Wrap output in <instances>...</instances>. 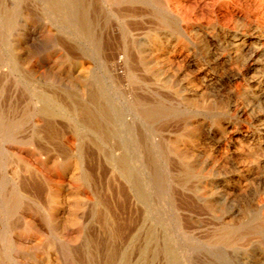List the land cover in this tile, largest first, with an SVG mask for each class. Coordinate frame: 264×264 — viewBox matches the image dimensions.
Returning <instances> with one entry per match:
<instances>
[{
    "label": "bare ground",
    "instance_id": "1",
    "mask_svg": "<svg viewBox=\"0 0 264 264\" xmlns=\"http://www.w3.org/2000/svg\"><path fill=\"white\" fill-rule=\"evenodd\" d=\"M2 11V23L16 36L15 46L20 51L12 58L15 64L13 69H20L26 81L24 84L19 83L24 88L25 95V99L23 98L25 105L22 109H18L15 95L11 98L14 103L9 102V106H6L5 102L0 103V170L4 157L10 155L17 158L18 155L17 152L15 154L7 152L5 144L31 146L41 151L47 150L49 144L52 146L49 154L51 152L56 160L52 170L68 177L74 183L71 187L67 185V189L77 200L75 207L83 202V209L75 210L72 214L71 221H76L75 228L67 223L63 224V221L55 222L52 214L46 212L38 202L39 194L31 195L19 188L18 183L13 184L8 193L0 194V264H14L11 259L14 252L29 254L36 263L35 254L41 253L40 242L43 237H48L51 241L47 253L53 257L52 261L55 264L264 262L261 248H257L261 252L259 255H248L256 246L255 240L258 235L264 233V214L238 223L229 222L230 219L225 222L222 219L224 222L217 229L202 238H195L190 231L192 222L182 219L177 214L179 201L197 202L205 198L202 191L189 193L185 188V182L192 177H199L196 176L199 174L195 173L196 170H193L191 163L183 160L172 144L156 143L153 140L169 126L166 121L172 118L175 112L170 104L167 105L160 99L155 101L139 96L135 92L138 90L136 87L141 85L139 79L144 74L139 79L132 75L130 61L133 59L130 55L134 53L136 63L143 67V70L148 69L146 55L143 56L144 52L139 49L140 46L135 45L133 34H130L128 28L131 22L141 25L144 20H148L152 27L144 32L142 39L144 43L158 44L162 38H167L169 44L186 50L195 46L190 34H195L198 40L205 41L206 44L221 35L224 41L230 42L229 46H233L231 40L237 38L238 45L233 46L231 50L239 62L242 60L247 38L241 33V35L233 33L230 37L226 31V22L237 23L248 12L264 18V0H46L33 5H29L26 0H4ZM40 22H43L44 26L45 23L49 25L48 28L54 32L52 37L46 36L44 32L39 34L35 32L34 27ZM142 27L144 28L143 25ZM116 33L122 49L115 52ZM252 43H249L250 47ZM73 63H77L82 69L79 82L61 75L60 67ZM147 78L145 80H148ZM142 81L144 82V79ZM123 82L132 88L129 94L120 92ZM238 88L239 86H236V89ZM226 105L227 103L222 100L205 101L201 103L199 109L216 116L213 122L220 125L222 118H219L218 113L226 110ZM25 126L28 127V132L27 136L25 135L26 140L22 141L18 135ZM41 128L51 130L52 137L49 140L39 137L40 134H46ZM220 136L222 138V135ZM53 140L55 143H51ZM33 164L36 166L34 174L31 173L32 175L21 181L26 186L39 178L46 186L47 201L52 203L53 198L50 194L52 188L62 185L51 179L44 163L34 160ZM3 182L0 178V187ZM114 195L115 235L114 217L107 205V199L111 201ZM23 204L29 209L28 215L20 212ZM167 208L173 212L172 215L167 213ZM15 218L23 223H20L22 225L20 228L13 224ZM101 236L104 238L103 243H100ZM21 240H24V243H21ZM34 240L38 242L35 243ZM29 249H33L35 254L28 253Z\"/></svg>",
    "mask_w": 264,
    "mask_h": 264
},
{
    "label": "rangeland",
    "instance_id": "2",
    "mask_svg": "<svg viewBox=\"0 0 264 264\" xmlns=\"http://www.w3.org/2000/svg\"><path fill=\"white\" fill-rule=\"evenodd\" d=\"M3 1L4 0H0V86L2 85L0 87V103L5 102L4 104L6 106H9V102H12L11 98H14V95H15V96H17L16 100L18 102L16 104L19 107L18 109L20 110L25 105V101H24L25 95H24V88L19 83L24 84L26 79H25L23 72H21L20 69H17V70L13 69L15 64L13 63L12 58H14L16 56V54H18L20 51L15 46L16 45L15 40L17 39L16 36H14V34L10 30L6 29L2 23L3 22V18H2V13H3L2 3H3ZM41 1H46V0H37V1L36 0H32V1L26 0V2L29 5H33V3L36 4L38 2L41 3ZM262 18L263 17L261 15H258L256 17L253 12H248L245 15V17L242 18L243 20L241 19L237 23L226 22V25H225L226 31L229 33L230 37L233 36V33L234 34L235 33H237V34L241 33V34H245V36L247 38V41H246L247 43H246L245 47L243 48L242 60H240L239 62H237V60L234 58L233 51L231 50L233 48V46L238 45L237 38H234V40H231V42H233V46H229L230 42L224 41L222 39L223 37L220 35V36H217V38L213 39L209 43L210 44L209 45V44H206L205 41L198 40V36H196L195 34H190L189 36H190L191 40L195 43V46L190 47L188 50H186V49H180L178 47H175V45H173V44H169L167 38H166L167 40L165 38H162L161 39L162 41L160 40L161 42L159 41L158 44L147 45L146 43H144L142 41L143 34H144V32L146 33V31L152 27V23L149 22L148 20H144L147 24L149 23L146 26L144 25V24H146L144 21H143L144 23H141V25H140V23H138V25H137V23L132 24V22H131L132 25L130 23L128 25V28L130 30V34L131 35L133 34L132 36L135 39V45L137 44L136 46H138V47L140 46L139 49L142 52H144L142 54L143 56L146 55L145 56V59H146L145 61L147 62L146 68L148 69L147 71H145L142 69L143 67L141 68V66H139L136 63L134 53H133V55H130V58L133 59L130 61L132 63V65H131L132 75L133 76L135 75V77H137L139 79L140 76L142 74H144L139 79L141 82V85L136 87L138 90H136L135 92L139 96H142V97H145V98H148L151 100L158 101L160 99L162 102L167 103V105L170 104L169 106L172 107L173 111L175 112L174 116L166 121L169 126H167V128H165V129H163L160 132L162 134L161 135L159 134L158 136L154 137L153 140L156 143L157 142L158 143L159 142L160 143L165 142V143L172 144L174 146V148L176 149L177 153H179V155H181V157H183V160L191 163V165L193 166V170L194 171L196 170L195 173L199 174V175H196L199 177H192L189 180H187L185 182V188L189 193H194L195 191H202L204 193L203 198L204 197L205 198L202 201L200 200L197 202H187V201L181 200L178 202V206H177L178 211H176L177 214L182 217V219L192 222V225H191L192 228L190 229V231H192V234L194 235L195 238H202L208 234H211L214 231V229H217L220 226V224L222 222H224V221L228 222L229 219H230L229 222L233 221L234 223H238L240 221H246L249 218L254 219L256 217H259L261 214H264V148H263L264 147V107H263L264 106V99H263V97H264V95H263L264 94V18L263 19ZM258 19H259V21H257ZM261 21H263V22H261ZM229 23L231 24V26ZM37 25H35V27H34L35 28L34 30L36 33L39 34V33L44 32L45 35L46 36L48 35L49 37L50 36L52 37L54 35L53 30L48 28L49 25H47V23H45V26H44L43 22H40ZM142 25L144 26V28L142 27ZM232 25H234L235 27ZM234 31H236V32H234ZM251 35H253V36H251ZM115 36H116L115 37L116 38L115 39L116 40L115 41V52L117 50L121 51L120 49H122V47H121L122 45L118 42L120 40L118 38L117 33L115 34ZM197 41H199V42H197ZM228 41H230V40H228ZM249 43L250 44L252 43L251 47H250ZM164 45H165V47H164ZM207 45H209V46H207ZM194 48H196V49H194ZM259 48H260V50H259ZM206 49H209V50H206ZM249 50H251L252 53ZM247 51H249L250 53ZM215 54H216V56H214ZM132 56H134V57H132ZM159 57H161V58H159ZM182 57L184 58V60ZM197 59H199V60H197ZM196 60H197V62H195ZM228 61H229V63H228ZM135 63H136V65H135ZM196 63H198V64H196ZM152 65H153V67H152ZM196 66H198V67H196ZM232 66L233 67L235 66V67L233 68ZM188 67H189V69H188ZM227 67H229V68H227ZM60 68H61V75H63L64 77H68L69 79H71L75 82H79V80H80L79 77L81 76L80 74L82 72L81 71L82 69L79 67V65L77 63L70 64L69 66H68V64H64ZM139 68L141 69L140 71H139ZM76 69L78 72L76 71ZM229 71L231 72V74ZM75 72H77V74ZM224 72H225V74H223ZM176 73H177V75H175ZM137 74L138 75L140 74V75L138 76ZM77 75H78V77H77ZM143 77H145V78L149 77V78H147L149 81L145 80V78H143ZM193 77H195V78H193ZM142 79H144V82L142 81ZM151 80H153V81H151ZM145 83H147V84H145ZM121 85L122 86L120 87V92L122 94H129L130 93L129 91H132V88L131 87L129 88V85L126 82H123ZM166 86H168V88ZM236 86H239V88L236 89ZM192 89H194V90H192ZM234 89H236V90H234ZM210 90H211V92H210ZM259 90H260V92L258 93L257 91H259ZM156 91H158V92H156ZM170 92H171V94H170ZM225 92H226V94H225ZM246 93H248L249 95ZM254 93H256V94H254ZM17 94H19V95H17ZM166 94H167V96H166ZM170 95H172L173 97ZM256 95H258V96H256ZM168 96H169V98H168ZM171 97H172V99H171ZM187 97H189V98H187ZM249 98L250 99L252 98V99L250 100ZM199 99L201 100V102ZM223 99H225V100H223ZM227 99H228V101H227ZM221 100L223 102L227 103V105H226L227 108L223 112L218 113V115L220 116L219 118L220 119L222 118V120H221L220 125H216L215 122H213L216 116H214L213 114H210V113L208 114V112L201 111L199 109V106H201V103L205 102V101L206 102H216V101L219 102ZM6 101H7V103H6ZM188 101L192 106H190ZM195 101L198 103H196ZM19 102H22V103H19ZM194 102H195V104H194ZM12 103H14V101ZM183 106L185 108H183ZM255 108H257V109H255ZM252 110H253V112H251ZM234 111H236L237 113H235ZM202 114H203V116H202ZM205 115H206V117H205ZM182 116H184V117H182ZM176 117H178V118H176ZM233 118H235V119H233ZM127 119L129 120V117ZM243 120H244V122H243ZM208 124H209V126H208ZM200 125L202 128L200 127ZM171 126L174 128H171ZM27 129H28L27 126L22 128L20 134L18 135L20 140H22V141L26 140V136H27L26 134L28 132ZM42 130L44 132H46V134H40L39 137H42L45 140H49V138L52 137L51 133H50L51 130L47 131L44 128L43 129L41 128V131ZM167 130H169V131H167ZM204 130H205V132H204ZM222 130L225 132L223 133ZM220 135H222L223 139L220 138L221 137ZM164 136H165V138H164ZM212 136H213V138H212ZM23 138H25V139H23ZM179 141H181V142H179ZM200 141H202V142L200 143ZM51 143H55L54 140ZM194 144H195V146H194ZM48 146H49V148H47V150L43 149L44 150V152H43V150L41 151V149H39V148L37 149L36 147H31V146L30 147H24L22 145H17V144H12V145L11 144H5L4 145L5 150L9 153H14V154L17 152V154H18L17 158L18 159L16 157H12L10 155H7L6 157L3 158V160H2L3 165H2V168L0 170V178L4 182L2 183V185L0 187V194L8 193L10 188L12 187V185L13 184L17 185L16 183H18L17 186L19 188H22L23 191L25 190L26 193H29V194L33 193L34 196H35V194H39V195H37V199H39L38 202L40 203L41 207L45 209L46 212L49 211L52 214L51 217L53 218V221H55V222L63 221V224L67 223V224L71 225L73 228H75L76 221H71L72 220V214L75 210L80 211L81 209H83V206H82L83 202H80V200H79L78 202H80V205L77 208L75 207V202L77 200L74 196H72V193L67 189V185H69L71 187L74 185V183L71 182L68 177H66L62 174H59L58 172H55L52 170L56 160H55V156L53 157L51 155V152L49 154L50 148H52V146L49 144H48ZM178 150H180V151H178ZM229 150L231 152H229ZM195 152H197V154H195ZM220 153H222L223 155L222 154L220 155ZM49 159L51 160V163H50ZM209 159H210V161H209ZM34 160H38L42 164L44 163L43 164L44 167L47 170H49V172H50L49 175H50L51 179L55 183L62 185L60 187L54 186L53 187L54 189L52 188L51 193H50L52 198H53L52 203H49L47 201V199H46V194H47L46 186L39 178L36 181L34 180L33 184L26 185L28 190L25 189L26 186H24L22 181H21V180H24L25 177L27 178L28 176L32 175L31 173L34 174V168H36V166L33 164ZM12 161H14V162L12 163ZM7 162L10 165H8ZM11 164H13V165H11ZM203 164H205V165H203ZM196 167H197V169H196ZM256 167H257V169H256ZM207 172H208V174H207ZM252 172H253V174H252ZM241 173H243V174H241ZM241 175H243V176H241ZM227 177H228V179H227ZM242 177L243 178L247 177V178L243 179ZM259 177H260V179H259ZM220 178H222V179H220ZM253 178H255V179H253ZM231 179H233V180H231ZM214 183L216 184V186ZM20 186H22V187H20ZM28 186H30V187H28ZM33 186H35V187H33ZM72 192H73V190H72ZM235 192H237V193H235ZM69 195H70V197H69ZM210 195H212V196H210ZM242 196L244 197V199ZM107 205H108L109 210H111L110 211L111 215L114 217V225H113L114 231L113 232L115 235V195L113 196L111 201L109 199H107ZM252 205H253V207H252ZM25 206L26 205H24V204L21 206L20 212L23 215H28L29 209H28V207H25ZM84 209H85L84 211L87 212L86 208H84ZM249 209L250 210L252 209V210L250 211ZM189 212H191L192 214ZM66 213L68 216L66 215ZM167 213L169 215H172L173 212H171L167 208ZM231 215H232V218H231ZM20 223L23 224L18 218H15L13 220V224L17 228H20L22 226V225H20ZM41 240L42 241L40 242V249H41L40 254H35V251H33V249H29V252H28L30 254L33 253L36 255L35 256L36 260H37L36 263L32 261L31 256L29 257V254H21V253L14 252L11 254V259L13 260L14 264H18V263L19 264H55L52 261L53 257H50V254L47 253V248L51 242L50 239L48 237H43ZM255 241L257 242L256 246L252 248V252H249L248 255H256V254L259 255L261 252L257 248H261L263 250L262 256L264 258V233L262 232L261 234H259ZM34 242H35V240H34ZM37 242H35V243H37ZM103 242H104V238H103V236H101L100 237V243H103ZM21 243H24V240H21ZM35 243H32V245H34ZM32 245H29V247H31ZM47 258H49V259H47ZM57 264H59V263H57ZM262 264H264V262H262Z\"/></svg>",
    "mask_w": 264,
    "mask_h": 264
}]
</instances>
